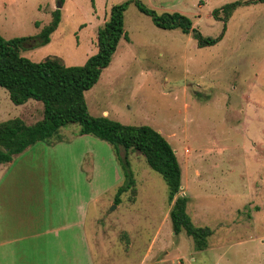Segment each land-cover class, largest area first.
<instances>
[{
	"label": "rangeland",
	"instance_id": "rangeland-1",
	"mask_svg": "<svg viewBox=\"0 0 264 264\" xmlns=\"http://www.w3.org/2000/svg\"><path fill=\"white\" fill-rule=\"evenodd\" d=\"M125 1L0 0V35L31 38L21 55L32 62L56 57L79 67L96 54L97 31L110 8ZM235 1L247 0H142L158 13L188 16L205 37L222 32L212 10ZM55 10L61 20L49 43L32 47ZM124 30L128 41L119 42L84 94L87 109L93 117L105 110L120 124L149 126L163 135L181 167L191 222L213 231L208 249L195 251L184 233L173 234L167 186L137 152H128L137 194L132 201L124 193L115 205L123 178L114 151L92 136L70 139L76 124L60 130L73 145L67 155L40 142L14 158L21 159L13 176L24 178L25 209L36 216L57 210L64 200L54 202L52 193L63 198L73 185L84 201L97 195L87 207L88 247L83 242L77 248L75 264H264V3L239 7L212 47L198 48L190 35L156 28L134 5L124 13ZM42 109L32 100L16 106L0 88V122L20 118L30 125L41 119ZM84 151L80 168L66 158L77 160ZM91 162L93 176L86 173ZM21 199L14 197L18 207ZM41 225L33 223L26 233ZM10 247L13 256L2 255L0 264H73L58 256L59 248L29 256L24 240Z\"/></svg>",
	"mask_w": 264,
	"mask_h": 264
},
{
	"label": "trees",
	"instance_id": "trees-1",
	"mask_svg": "<svg viewBox=\"0 0 264 264\" xmlns=\"http://www.w3.org/2000/svg\"><path fill=\"white\" fill-rule=\"evenodd\" d=\"M259 3L263 4L264 0L235 1L212 10L211 17L222 22V32L217 37H205L193 28L192 20L184 14L158 13L142 0H127L110 8L108 19L97 31L96 54L79 67H67L56 57L32 62L21 55V50H25L24 44L31 38L4 39L0 35V88L7 91L9 100L16 106L32 100L43 107L41 119L33 124L28 125L20 118L0 122V165L9 163L14 156L37 143L52 145L63 141L60 130L76 124L79 129L75 135L92 136L106 142L114 151L123 178L115 194V205L121 202L122 194L130 192L132 201L137 194L128 161V152H137L167 186L168 216L173 234L184 233L192 240L195 251H205L213 231L193 225L186 212L187 197L181 195V167L172 146L160 132L149 126L123 125L108 117L91 116L84 94L98 82L102 71L109 66L119 42L122 39L128 41L124 13L130 5L149 17L156 28L178 30L183 35H190L198 48H205L216 45L223 38L226 23L239 7ZM60 20V10H55L51 22L41 29L32 47L48 44Z\"/></svg>",
	"mask_w": 264,
	"mask_h": 264
},
{
	"label": "crops",
	"instance_id": "crops-1",
	"mask_svg": "<svg viewBox=\"0 0 264 264\" xmlns=\"http://www.w3.org/2000/svg\"><path fill=\"white\" fill-rule=\"evenodd\" d=\"M101 116L109 118V113L104 110L102 111ZM77 131L78 130L74 132V135L70 136V139L84 137L75 135ZM44 145L54 150L59 149L65 152L66 155L73 151V145L68 143L65 139L59 143ZM85 153L86 151H84L83 154L81 153L80 158L77 160L72 156L66 158L73 164L76 162L80 168ZM15 157L16 156H14L9 163L0 165V257L9 254L13 256L14 252L9 250V248H11L10 246L17 241L24 240L26 247H29V256H37L36 252L41 253L43 256H48L50 255V248H59L58 256L64 257L65 262L69 259L71 263L75 264L77 261V248H80L81 251L83 242L85 246H87L85 226L87 222L88 203L95 202L97 195L90 196L88 201H84L81 199L79 192L74 189V185L64 194L63 198L61 195V197L59 196L57 198L56 196L58 195L56 193H52L54 196V198H52L50 197V193H48V196L52 198L54 202L63 199L64 202L62 207L59 209L57 208V210H43V213L36 216L32 214L30 210L25 209L26 207L24 206V200L27 198H25L26 194L23 193L26 187L23 183L24 178L19 179L20 177L17 174L13 176V171L16 169V163L21 161L19 158L14 160ZM95 166L96 163L91 162V168H89L88 171L86 170V173H92L93 176ZM70 181H73V177L70 178ZM18 194L22 197V199L19 200V207L18 202L14 200V197ZM49 197L48 203L50 204ZM39 211L41 212V210ZM53 218L55 221L54 225L51 226L49 223ZM95 220L97 222L98 218L95 217ZM33 223L34 225L42 223L45 226H38L35 231L26 233L27 231L35 229L32 226ZM17 232L24 233L16 235ZM89 253L91 255L90 259H92L93 256L90 249ZM9 260L10 259H8V261Z\"/></svg>",
	"mask_w": 264,
	"mask_h": 264
}]
</instances>
